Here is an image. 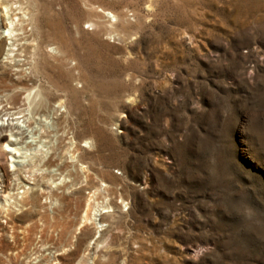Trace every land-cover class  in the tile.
<instances>
[{"label": "rangeland", "instance_id": "rangeland-1", "mask_svg": "<svg viewBox=\"0 0 264 264\" xmlns=\"http://www.w3.org/2000/svg\"><path fill=\"white\" fill-rule=\"evenodd\" d=\"M63 1L88 114L0 9V264H264V0Z\"/></svg>", "mask_w": 264, "mask_h": 264}, {"label": "bare ground", "instance_id": "bare-ground-1", "mask_svg": "<svg viewBox=\"0 0 264 264\" xmlns=\"http://www.w3.org/2000/svg\"><path fill=\"white\" fill-rule=\"evenodd\" d=\"M1 8L6 9L10 20H15V18L18 17L19 22L25 24L24 26H20L18 29L20 34L15 36V43L18 47L15 58L23 59L19 60L22 63H19L18 67L29 66L31 73L41 76L49 86L57 91L67 92V95H69L72 100V103L67 108L68 114H78L79 112L85 114L91 113L92 110L82 106L81 96L78 90L73 86V83L85 80L84 78L86 76L82 72V68L87 64L88 58L83 50H81L83 51L82 53H79L78 48L82 49V46L78 40L72 39L66 26V21L71 22L73 30L79 33L81 31V18L75 19L68 15L65 11L67 3L65 4L63 0H0V9ZM34 12L36 13L34 14ZM22 15H25L27 18H23ZM1 20H5L4 15H1ZM2 26L6 28V25L3 24ZM27 28H30V31H27ZM33 42H36V44ZM2 45L3 42L0 40V53L2 52ZM41 49H54L56 53L50 54V57L56 64L50 63L45 55L41 53ZM69 60L76 61L75 67L70 68L67 66ZM74 70L78 71L77 75L74 74ZM20 82H24L23 78H20ZM20 108L21 106L17 105L14 110H19ZM74 108L76 110L75 113L73 112ZM39 110L40 109H37L36 111L38 112ZM2 139L3 136L0 135V140ZM6 143L13 145L11 140ZM77 159L78 162H82L81 157ZM49 165H51V163L46 164V166ZM72 166L71 164V170H68L70 166L57 164L56 171L60 172V174L56 175L61 176L64 172L75 174L72 170ZM0 168L3 169L1 164ZM14 175L18 185L25 184L32 186V188H30L32 193L29 201L33 208L37 207L39 205L37 190L42 187L43 184L31 182L26 178L21 169H17ZM71 186L66 187V184H64L63 189L70 188ZM5 188L6 189L2 191L3 194L9 193L14 189V186L10 183ZM64 196L65 193L59 198L62 204H66L63 198ZM93 215L94 217L98 216L96 213ZM89 217L85 215L83 219L87 221ZM99 217H101V214ZM57 227L62 229L63 234V232L69 228V225L67 223H65V225L58 223Z\"/></svg>", "mask_w": 264, "mask_h": 264}]
</instances>
